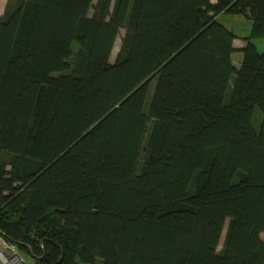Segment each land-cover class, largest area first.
I'll list each match as a JSON object with an SVG mask.
<instances>
[{
    "label": "trees",
    "instance_id": "1",
    "mask_svg": "<svg viewBox=\"0 0 264 264\" xmlns=\"http://www.w3.org/2000/svg\"><path fill=\"white\" fill-rule=\"evenodd\" d=\"M220 15L252 24L238 69ZM256 39L264 0L7 2L5 241L35 264H264Z\"/></svg>",
    "mask_w": 264,
    "mask_h": 264
},
{
    "label": "rangeland",
    "instance_id": "2",
    "mask_svg": "<svg viewBox=\"0 0 264 264\" xmlns=\"http://www.w3.org/2000/svg\"><path fill=\"white\" fill-rule=\"evenodd\" d=\"M97 0H94V3H96ZM7 2H12V0H0V17H2L5 6ZM92 13V12H91ZM90 13V14H91ZM217 22L221 24L223 27H225L227 30L231 31L234 33V35L237 37L236 41L234 42V48L236 49V52L231 56V63L233 67L238 69L240 67V63L242 61V54L239 52L240 48L244 45L243 40L245 38H248L252 29V24L250 21L245 20L241 16H231V15H220L217 17ZM123 35V31L120 32L119 38L117 39V42L115 44L112 56H111V62H113L117 52H118V47H119V42L120 38ZM251 44L255 46L256 50L260 53L264 52V39H256L252 40ZM256 115H255V127H258V124L260 122V115L258 111L256 110ZM228 227V221L225 223L219 247H218V252L221 251L226 231ZM260 239L264 241V234L260 235ZM16 255L18 256L19 259L22 260L24 264H35V262L28 257L24 252H18L16 251Z\"/></svg>",
    "mask_w": 264,
    "mask_h": 264
},
{
    "label": "built area",
    "instance_id": "3",
    "mask_svg": "<svg viewBox=\"0 0 264 264\" xmlns=\"http://www.w3.org/2000/svg\"><path fill=\"white\" fill-rule=\"evenodd\" d=\"M0 264H24L16 255L14 245L5 241L3 235L0 234Z\"/></svg>",
    "mask_w": 264,
    "mask_h": 264
}]
</instances>
